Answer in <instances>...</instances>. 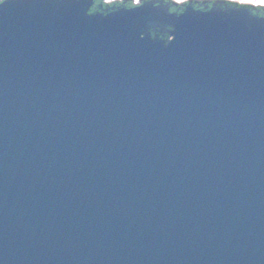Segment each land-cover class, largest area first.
<instances>
[{
    "label": "water",
    "instance_id": "95a60500",
    "mask_svg": "<svg viewBox=\"0 0 264 264\" xmlns=\"http://www.w3.org/2000/svg\"><path fill=\"white\" fill-rule=\"evenodd\" d=\"M127 1L0 3V264H264V10Z\"/></svg>",
    "mask_w": 264,
    "mask_h": 264
},
{
    "label": "snow or ice",
    "instance_id": "6c2138e0",
    "mask_svg": "<svg viewBox=\"0 0 264 264\" xmlns=\"http://www.w3.org/2000/svg\"><path fill=\"white\" fill-rule=\"evenodd\" d=\"M3 0H0V3H2ZM177 2H181V0H177ZM239 4L243 6H249L254 5L258 8H264V0H238Z\"/></svg>",
    "mask_w": 264,
    "mask_h": 264
},
{
    "label": "trees",
    "instance_id": "16d2710c",
    "mask_svg": "<svg viewBox=\"0 0 264 264\" xmlns=\"http://www.w3.org/2000/svg\"><path fill=\"white\" fill-rule=\"evenodd\" d=\"M119 3H121V2H116V3H103V6L104 7H106V6H112L113 4H115V5H117V4H119ZM124 5H126V6H128V7H130V6H133V4L131 3V2H129V1H127ZM96 7V6H95ZM95 7H93L92 8V11L94 10V9H96ZM258 8V7H257ZM259 10H264V8H258Z\"/></svg>",
    "mask_w": 264,
    "mask_h": 264
},
{
    "label": "rangeland",
    "instance_id": "374dc122",
    "mask_svg": "<svg viewBox=\"0 0 264 264\" xmlns=\"http://www.w3.org/2000/svg\"><path fill=\"white\" fill-rule=\"evenodd\" d=\"M104 1H105V2H110V1H112V0H104ZM119 1H121V0H119ZM172 1L178 3L177 0H172ZM183 1H186V0H181V2H183ZM230 1H233V2H237V3H239L238 0H230ZM137 2H138V0H133V3H137ZM181 2H179V3H181Z\"/></svg>",
    "mask_w": 264,
    "mask_h": 264
},
{
    "label": "flooded vegetation",
    "instance_id": "af4514ba",
    "mask_svg": "<svg viewBox=\"0 0 264 264\" xmlns=\"http://www.w3.org/2000/svg\"><path fill=\"white\" fill-rule=\"evenodd\" d=\"M104 3H106L104 0H103ZM137 3H133V5H136Z\"/></svg>",
    "mask_w": 264,
    "mask_h": 264
}]
</instances>
